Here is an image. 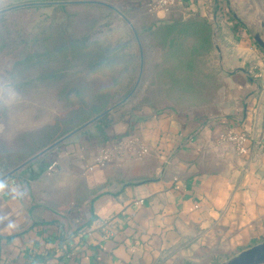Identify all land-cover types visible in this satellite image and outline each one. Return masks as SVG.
Here are the masks:
<instances>
[{
    "label": "crops",
    "instance_id": "0c3cea01",
    "mask_svg": "<svg viewBox=\"0 0 264 264\" xmlns=\"http://www.w3.org/2000/svg\"><path fill=\"white\" fill-rule=\"evenodd\" d=\"M82 1L132 19L143 71L149 44L150 75L164 77L150 90L206 98L191 110L140 98L38 157L34 173L0 181V264H220L262 242L264 148L241 154L220 137L264 134V51L253 38H264V0H181L170 11H151L154 0H0V11L99 4ZM130 136L148 154L94 164Z\"/></svg>",
    "mask_w": 264,
    "mask_h": 264
},
{
    "label": "rangeland",
    "instance_id": "374dc122",
    "mask_svg": "<svg viewBox=\"0 0 264 264\" xmlns=\"http://www.w3.org/2000/svg\"><path fill=\"white\" fill-rule=\"evenodd\" d=\"M136 23L141 33L146 30ZM145 46L141 71L140 45L130 24L101 5L0 13V178L105 108L114 106L113 115L146 94L160 107L191 110L204 102L207 93L147 92L164 77L150 75V45ZM97 121L83 129L93 133ZM37 159L15 173L27 167L34 173L42 165Z\"/></svg>",
    "mask_w": 264,
    "mask_h": 264
},
{
    "label": "built area",
    "instance_id": "2783aa9c",
    "mask_svg": "<svg viewBox=\"0 0 264 264\" xmlns=\"http://www.w3.org/2000/svg\"><path fill=\"white\" fill-rule=\"evenodd\" d=\"M181 0H154L149 3L151 11H170ZM220 139L224 142H231L235 145L236 150L241 154H248L254 149L264 148V134L249 135L244 131L230 129L223 133ZM149 149L141 143L136 137L130 136L125 140H121L112 147H104L95 158V165H105L118 159L122 154L131 155L141 158L148 154ZM92 168V167H91ZM15 182V180H13ZM112 233L104 229L103 237L110 238Z\"/></svg>",
    "mask_w": 264,
    "mask_h": 264
},
{
    "label": "water",
    "instance_id": "95a60500",
    "mask_svg": "<svg viewBox=\"0 0 264 264\" xmlns=\"http://www.w3.org/2000/svg\"><path fill=\"white\" fill-rule=\"evenodd\" d=\"M82 2L99 3V4L108 5L106 3L99 2V1H82ZM29 4H32V3H24V4H20V5H16V6L10 7L8 9L17 8V7H23V6H27ZM108 6H110V5H108ZM5 10H7V9H5ZM0 12H2V11H0ZM117 12L130 24L131 28L133 29V32L135 33V35H136V37H137V39L139 41L138 33H137L134 25L132 24V22L128 19V17L122 11L117 10ZM254 40L258 43L259 46L264 48V38H263V36L261 35L260 32H256L254 34ZM140 47H141V71H142L143 70V49H142V45L141 44H140ZM140 77H139V79H140ZM120 103H122V101ZM120 103H118V104H120ZM113 108H114V106L109 107L108 109H106L105 111H103L100 114L96 115L95 117H93L92 119L88 120L84 124L80 125L76 129H74L71 132L67 133L66 135H64L63 137H61L60 139H58L54 143L48 145L47 147H45L41 151L37 152L36 154L31 156L29 159H27L26 161H24L23 163H21L20 165L15 167L12 171H10L7 174H5L4 176H2L0 178V181L10 177L12 174H14L18 170H20L21 168L26 166L27 164H29L33 160L37 159L38 157H40L44 153L48 152L49 150H51L52 148L57 146L59 143L63 142L67 138L71 137L75 133L79 132L80 130H82L83 128L88 126L89 124H91L94 121L98 120L103 115L109 113ZM0 122H1V117H0ZM220 264H264V240L262 242H260V243H257L255 245L249 247V248H246V249L240 251L238 254L234 255L233 257L229 258L228 260H226V261H224V262H222Z\"/></svg>",
    "mask_w": 264,
    "mask_h": 264
},
{
    "label": "trees",
    "instance_id": "16d2710c",
    "mask_svg": "<svg viewBox=\"0 0 264 264\" xmlns=\"http://www.w3.org/2000/svg\"><path fill=\"white\" fill-rule=\"evenodd\" d=\"M98 5H100V4H73V5L60 4L58 8H63V9L64 8H78V9H83V8H87V7H91V6H98ZM255 43L258 44L256 41H255ZM260 48L264 51V48H262L261 46H260ZM153 91H155V90H153ZM147 92H152V91L150 90V91H147ZM142 100L144 102H150L151 101L150 100V97L147 94L143 97ZM106 109H108V108H105L104 110H101L98 114H100L101 112L105 111ZM97 122H98L97 123L98 125H100L101 127L105 128V127H107V126H109L111 124V122H112V115L109 114V113H107V114L103 115L102 117H100ZM82 124H84V123H82ZM18 175H19V173L18 174L17 173H14V174H12L10 176V178H17Z\"/></svg>",
    "mask_w": 264,
    "mask_h": 264
},
{
    "label": "clouds",
    "instance_id": "9594fccd",
    "mask_svg": "<svg viewBox=\"0 0 264 264\" xmlns=\"http://www.w3.org/2000/svg\"><path fill=\"white\" fill-rule=\"evenodd\" d=\"M0 187H2V185H0Z\"/></svg>",
    "mask_w": 264,
    "mask_h": 264
}]
</instances>
